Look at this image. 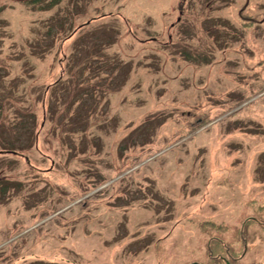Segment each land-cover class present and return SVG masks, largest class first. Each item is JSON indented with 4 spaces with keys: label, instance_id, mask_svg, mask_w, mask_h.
Instances as JSON below:
<instances>
[{
    "label": "rangeland",
    "instance_id": "rangeland-1",
    "mask_svg": "<svg viewBox=\"0 0 264 264\" xmlns=\"http://www.w3.org/2000/svg\"><path fill=\"white\" fill-rule=\"evenodd\" d=\"M30 1L0 0V264L207 263L220 223L264 264V0Z\"/></svg>",
    "mask_w": 264,
    "mask_h": 264
},
{
    "label": "trees",
    "instance_id": "trees-1",
    "mask_svg": "<svg viewBox=\"0 0 264 264\" xmlns=\"http://www.w3.org/2000/svg\"><path fill=\"white\" fill-rule=\"evenodd\" d=\"M42 0H32L30 2H28L27 4H31L33 7H36ZM63 0H53L49 6H43L41 7V11L44 10H51L54 7H56L57 5H59L60 2H62ZM187 3L188 0H181L179 2V11L181 13V15H184L186 7H187ZM104 18V17H103ZM61 84V81H58L54 84L53 87H58ZM52 87V88H53ZM51 88V89H52ZM50 91V89H48V92ZM15 151L14 152H7L9 154H13V155H19L18 149H12ZM130 177L129 176L127 178H125L124 180H128ZM246 221V220H245ZM250 221H254L255 219L251 218ZM244 224V223H243ZM249 225V223L247 222L244 226L242 225V228L239 230V235H238V239H240L242 241V247L244 250L247 249V238L245 236L246 232L243 230L244 228L246 229V227ZM215 226V225H214ZM217 227V226H216ZM222 228H224L223 232H222ZM216 230V235L211 237L209 239V241L206 244V249H205V256H206V260L207 263H201V262H187L186 264H238L239 256H235V253L233 252L232 248L228 245V242L226 241V237L225 235L231 230V226L226 224V223H220V226H218L217 228H215ZM227 232V233H226ZM242 258V257H241ZM253 264H258V263H253ZM262 264V263H261Z\"/></svg>",
    "mask_w": 264,
    "mask_h": 264
}]
</instances>
